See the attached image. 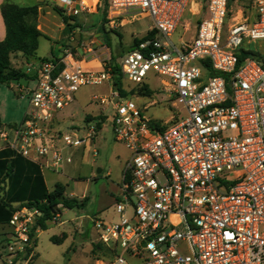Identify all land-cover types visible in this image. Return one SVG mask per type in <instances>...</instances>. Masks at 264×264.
Listing matches in <instances>:
<instances>
[{
    "label": "built area",
    "instance_id": "1",
    "mask_svg": "<svg viewBox=\"0 0 264 264\" xmlns=\"http://www.w3.org/2000/svg\"><path fill=\"white\" fill-rule=\"evenodd\" d=\"M59 2L74 16L85 8ZM108 5L111 20L138 11L153 22L155 35L143 39L148 32L119 59L123 80L139 86L150 73L164 77L161 89L183 118L148 119L114 87L108 48L87 39L80 53L65 47L33 69L29 109L20 125H0V149L59 172L72 163L64 151L91 149L97 125L110 123L130 158L115 205L118 221L94 220L110 253L96 264H264V60L252 49L264 41V0L237 11L230 0H207L193 39L179 45L172 37L186 13H201L197 0ZM90 60L99 66L85 67ZM103 84L109 91L93 96L99 108L93 119L61 129L56 115L80 88ZM40 215L35 207L14 212L7 264L32 257Z\"/></svg>",
    "mask_w": 264,
    "mask_h": 264
},
{
    "label": "rangeland",
    "instance_id": "2",
    "mask_svg": "<svg viewBox=\"0 0 264 264\" xmlns=\"http://www.w3.org/2000/svg\"><path fill=\"white\" fill-rule=\"evenodd\" d=\"M91 7L90 11L85 12L84 33L82 39H94L100 42L101 48L106 46L103 31L105 25L109 29L107 37L112 45L109 50L120 56L123 49L134 46V39L144 37L152 25V19L138 11L120 17L114 21L109 18L107 13V23L103 22L102 2L100 10L94 5V0H86ZM205 5L207 0H197ZM257 0H232L231 9L252 10ZM27 4H33L34 0H27ZM202 15L186 13L182 25L172 37L174 44L179 45V41H191L196 31V25ZM78 18H81L79 16ZM38 24V22H37ZM66 35L72 36V31L67 30ZM79 40V36L77 37ZM80 41V40H79ZM68 47L72 46L68 44ZM252 49H256L264 60V41L255 42ZM75 50V49H73ZM54 51L60 56V50L55 39L41 38L36 54V60L30 59L31 66L37 67L40 59H48ZM103 50L99 51L101 59ZM13 66L22 70L26 68L25 58L15 56L12 60ZM85 67L90 68L85 62ZM165 79L150 73L144 81L152 90L150 96H143L137 92L128 95L142 110L143 114L151 121L165 123L173 118L182 119L184 116L180 106H172V101L167 98L162 91L161 81ZM34 87V80L28 86L7 85L0 86V117L3 125H20L29 109V91ZM125 89L131 90L138 88L124 80ZM109 91L108 84L100 86H83L76 94V100L65 111L57 113L58 122L65 124H81L84 116L91 113H98L99 108L92 101L93 96L103 95ZM64 129V127H61ZM61 143H59L60 145ZM99 153L94 160L90 155H85L84 160H75L70 166L61 167L55 173L44 169V179L49 190L54 189L57 182L66 186V196L71 198L88 197V202L83 209H64L60 206V216L48 223L46 230L37 232L36 243L31 247L32 257L26 260H15L13 264H96L97 258L103 257L102 254L106 247L99 241V234L95 228L94 220L117 222L118 216L115 214L116 198L120 195L121 173L129 158V152L125 146L115 139L113 128L110 123L105 124L99 131L98 137L93 144ZM101 169L102 172L98 173ZM110 173V176H108ZM11 229L6 225H0V264L6 263L7 251L4 250L5 239L8 238ZM65 239L55 242L52 238ZM130 264H138L136 260L129 259Z\"/></svg>",
    "mask_w": 264,
    "mask_h": 264
},
{
    "label": "trees",
    "instance_id": "3",
    "mask_svg": "<svg viewBox=\"0 0 264 264\" xmlns=\"http://www.w3.org/2000/svg\"><path fill=\"white\" fill-rule=\"evenodd\" d=\"M96 8L99 10L102 2L103 22L107 23L108 0H95ZM232 0H230V5ZM56 11L63 17L66 29L72 31L76 25L69 23L70 18L63 15L62 11L56 8ZM1 13L5 24L6 36L0 42V86L12 84L13 80L25 78L29 83L35 79V74L29 76L30 71L22 70L13 66V58L21 54L26 62L30 59H36L37 50L39 48L40 39L47 38L38 29L39 6H19L4 0L1 5ZM103 31L108 35L109 29L104 25ZM104 36V42L108 48L112 45L110 39ZM155 32H149L143 39L153 37ZM140 39H134V44H137ZM123 49L120 56L112 53L109 67L112 69L113 85L120 91L121 95L128 97L135 92L150 96L152 90L147 85H139L138 88L126 90L124 80L121 74V69L118 65L119 59L124 55ZM246 55L243 52L241 58ZM54 59L58 57L53 55ZM47 59H40L43 62ZM22 87V85H19ZM91 115L85 116V122L92 120ZM0 118V125H1ZM97 129H101V124L97 125ZM88 202V197L82 200L66 196V186L57 183L53 190L49 191L44 179L42 168L40 165L22 157L15 151L4 148L0 149V225L9 227L10 220L15 211L23 207H35L41 213L37 217L36 224L32 230L34 244L37 240V232L46 230L48 223L56 219L61 212L60 206L64 209H83ZM10 228V227H9ZM65 239V235L61 238H52L53 241L59 242ZM11 240V231L8 238L5 239L6 250L9 241ZM30 252V251H29ZM109 251L104 250L102 256L108 257ZM0 254V258H1ZM26 258V257H25ZM28 258V255H27Z\"/></svg>",
    "mask_w": 264,
    "mask_h": 264
},
{
    "label": "crops",
    "instance_id": "4",
    "mask_svg": "<svg viewBox=\"0 0 264 264\" xmlns=\"http://www.w3.org/2000/svg\"><path fill=\"white\" fill-rule=\"evenodd\" d=\"M74 1H75V5H74L75 9H80L81 5H84L83 7H85L81 11V13L79 15H76V16L70 15L69 13H67V11L65 10L64 6L59 2V0H34L33 4H27L28 3L27 0H11L12 3L17 4L19 6L38 5L39 6L38 29L47 38L51 37L52 39H55V42H56V44L59 47L60 53H62V51H63V49L65 47H68V44H70L72 46V48L75 49V51L80 53L81 49L78 46L79 43L81 41L87 40V39H82V37L80 38L82 33H84V28H85L84 27L85 24L82 23L83 22L82 18L85 19V15L84 14H85V12L90 11L91 7H89L87 5V1L86 0H74ZM3 2H4V0H0V42L3 41L5 39V36H6L5 24H4V20H3V17H2V13H1V5L3 4ZM94 2H95L94 5L96 6V4H97L96 2L97 1L94 0ZM199 4H200V11H201L200 15H202L201 16V18H202L204 16L203 9H205V5L206 4L203 5L200 2H199ZM100 7H101V5H100ZM56 8L59 9L60 11H62L63 15H65V16L70 18L69 23L71 25H76V27L72 30V33H71L72 36L71 37H69V34L66 35V33H65V32H67L66 25L64 23L63 17L56 11ZM99 10H100V8H99ZM79 16H81V18H78ZM78 36H79V40L80 41L77 40ZM43 38H45V37H43ZM96 42L100 46V42L99 41H96ZM53 55L56 56V57H59V56H57V54L54 51H52V55L48 59L52 58ZM19 56H22V55L19 54ZM34 60H36V59H34ZM88 64L92 65L91 67H98L99 66V63H98L97 60H90V61H88ZM25 68H26L27 71H30V70H33L35 67L31 66L30 62H26V67ZM91 114H96V113H91ZM85 116H84L83 121L81 122V124H65L64 126L59 124V127L60 128L61 127L65 128L67 126H72V125L81 126L85 122L84 121L85 120ZM100 130L101 129H99V131ZM99 131L97 133L96 139L98 137ZM96 139H95V141H96ZM94 149L96 150V148H94L92 146L91 149L89 148V149H86V150L83 149V148H77V149H71V150H68V151H64L65 155H71L72 156V163H70V164L65 163V164H63V166L64 167L70 166V165H72L74 163L75 160H80L82 162L84 160L85 155H90V154H91L92 159L94 160V158L96 157V155L93 154V150ZM97 152L99 153V151H97ZM129 158H130V153H129ZM129 158H128V160H129ZM128 160H127V162H128ZM43 170L44 169H42V172H43ZM46 170H49L51 172L57 173V171H53V170H50V169H46ZM99 170H100V172H98V173H101L102 170L101 169H99ZM122 173H123V171H122ZM122 173H121V181H120V191H121ZM108 176H110V173H108ZM57 183H59V182H57ZM48 190H49V188H48ZM49 191H51V190H49ZM85 197H87V196L83 195V197L79 198V200H82ZM118 198H119V196L116 198V200Z\"/></svg>",
    "mask_w": 264,
    "mask_h": 264
},
{
    "label": "water",
    "instance_id": "5",
    "mask_svg": "<svg viewBox=\"0 0 264 264\" xmlns=\"http://www.w3.org/2000/svg\"><path fill=\"white\" fill-rule=\"evenodd\" d=\"M131 47H126L124 53H128L130 51ZM34 75V70H31L29 73V76H33ZM13 85H22V86H28V80L25 78L22 79H16L12 81ZM100 172V170L98 171Z\"/></svg>",
    "mask_w": 264,
    "mask_h": 264
},
{
    "label": "bare ground",
    "instance_id": "6",
    "mask_svg": "<svg viewBox=\"0 0 264 264\" xmlns=\"http://www.w3.org/2000/svg\"><path fill=\"white\" fill-rule=\"evenodd\" d=\"M241 14L238 15V17L240 16Z\"/></svg>",
    "mask_w": 264,
    "mask_h": 264
}]
</instances>
